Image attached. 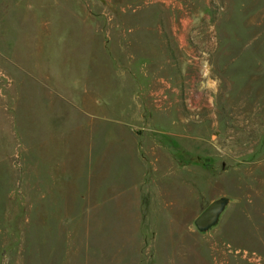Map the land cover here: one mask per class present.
I'll return each mask as SVG.
<instances>
[{
	"label": "rangeland",
	"instance_id": "374dc122",
	"mask_svg": "<svg viewBox=\"0 0 264 264\" xmlns=\"http://www.w3.org/2000/svg\"><path fill=\"white\" fill-rule=\"evenodd\" d=\"M0 264H264V0H0Z\"/></svg>",
	"mask_w": 264,
	"mask_h": 264
},
{
	"label": "crops",
	"instance_id": "0c3cea01",
	"mask_svg": "<svg viewBox=\"0 0 264 264\" xmlns=\"http://www.w3.org/2000/svg\"><path fill=\"white\" fill-rule=\"evenodd\" d=\"M207 40H209V39H207ZM211 40L213 41V44H214V38L213 37H211ZM207 42H208V44H211L210 41H207ZM213 44H211V46ZM178 47H180V49L182 50L181 51L182 56L180 57V65H179L180 66L179 77L182 78V77H186V74L188 72L189 64H188L187 58L184 59V57L189 54L188 53L189 51L187 50L185 44L182 41L179 42ZM201 54H202V56L197 55L198 56L197 59H200L201 62H204L205 56L208 54L207 50L201 51ZM209 75H210V73L208 74V72H206V70L203 69V66L199 67L198 70L196 71V82H197V88L196 89L199 92L203 93V95L207 98V102L211 101L212 96L214 95V93L216 91V86L214 85V81ZM172 81H173V79L171 78L170 86L176 87V84L173 83L174 81L173 82ZM185 83L186 82H184V84ZM174 90H172V91H174ZM204 108H206V106Z\"/></svg>",
	"mask_w": 264,
	"mask_h": 264
},
{
	"label": "water",
	"instance_id": "95a60500",
	"mask_svg": "<svg viewBox=\"0 0 264 264\" xmlns=\"http://www.w3.org/2000/svg\"><path fill=\"white\" fill-rule=\"evenodd\" d=\"M227 204V198H219L211 202L194 220L196 230L203 233L215 226Z\"/></svg>",
	"mask_w": 264,
	"mask_h": 264
}]
</instances>
